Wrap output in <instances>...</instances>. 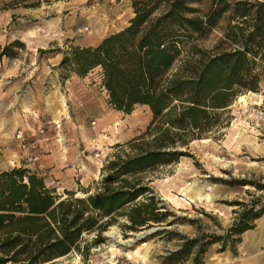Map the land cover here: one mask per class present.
Wrapping results in <instances>:
<instances>
[{"label": "rangeland", "instance_id": "obj_1", "mask_svg": "<svg viewBox=\"0 0 264 264\" xmlns=\"http://www.w3.org/2000/svg\"><path fill=\"white\" fill-rule=\"evenodd\" d=\"M33 1L40 2L27 6L21 0H0V173L27 168L43 177L61 200L110 193L118 190L123 180L137 190L145 188L136 200L108 216H99L101 227L83 230L77 245L67 254L38 264H193L198 246L207 242L209 235L222 238L207 245L203 264L211 255L234 248L236 244L227 242L222 249L224 237L240 213L264 207V67L260 66L263 76L256 91H235L227 106L212 109L209 122L184 138L185 144L178 142L174 148L180 152L177 159L112 178L115 174L109 163L118 156H133L150 148L149 144L161 135L158 124L152 125L153 113L147 105L138 104L129 114L115 109L103 85L101 67L80 77L62 61L72 48L97 46L128 27L136 15L134 4L150 3L149 7L154 6L150 18H154L168 8L169 1ZM187 4L201 13L210 2L190 0ZM229 14L226 12L203 36L194 35L188 44L213 49L224 39L229 23L240 22L231 21ZM241 94L249 95L248 108L239 102ZM260 100L261 104H254ZM25 105L31 111H25ZM50 106L62 109L59 123ZM16 112L25 124L14 125ZM109 113L110 119L120 120L116 136L100 127L99 119ZM237 132L248 141L237 139ZM204 138L210 140L202 142ZM23 142L29 147L24 149ZM134 143L137 146L133 147ZM13 154L17 156L15 164L11 163ZM181 165L187 169L180 171ZM195 177L232 191L216 199L235 205L228 217L179 195L180 189ZM245 184L253 188L245 190ZM173 195L179 196L178 203L172 200ZM143 202H152L154 207L136 218L156 214L160 220H147L142 225L130 220L132 207ZM91 209L86 210L84 218L99 215ZM198 237L199 242L191 244ZM184 244H189V254L170 259Z\"/></svg>", "mask_w": 264, "mask_h": 264}, {"label": "trees", "instance_id": "obj_2", "mask_svg": "<svg viewBox=\"0 0 264 264\" xmlns=\"http://www.w3.org/2000/svg\"><path fill=\"white\" fill-rule=\"evenodd\" d=\"M31 1L21 0L27 6L40 2ZM167 1L168 8L154 18H150L154 10L150 3L134 4L136 15L128 27L97 46L72 48L62 61L80 77L101 67L110 104L127 114L138 104L147 105L153 113L152 125L158 124L161 135L150 148L133 156H118L109 163L115 174L112 178L177 159L180 152L174 148L178 142L185 144L186 136L208 123L212 109L227 106L237 90L256 91L263 76L264 0H209L208 9L201 13L187 4L190 0ZM226 12L231 21L240 22H230L224 39L213 49L188 44L194 35L203 36L217 26ZM130 185L123 180V185L110 193L61 200L43 177L27 168L1 172L0 264H38L67 254L83 230L101 227L99 216L110 215L145 191ZM236 204L244 207L241 202ZM149 207H154L152 202L132 207L130 220L140 225L160 220L156 214L136 218ZM88 208L99 215L84 218ZM263 212L264 207L243 209L224 237L222 249L227 242L235 245ZM209 237L198 246L193 264H203L207 245L222 238ZM199 240L195 238L191 244ZM189 250V244H184L169 258L189 254Z\"/></svg>", "mask_w": 264, "mask_h": 264}, {"label": "bare ground", "instance_id": "obj_3", "mask_svg": "<svg viewBox=\"0 0 264 264\" xmlns=\"http://www.w3.org/2000/svg\"><path fill=\"white\" fill-rule=\"evenodd\" d=\"M251 95H258V93L256 92H250ZM248 94H241L239 96V102L242 103L244 105V107L248 108L249 102H248ZM262 99V97H261ZM254 104H261V100L260 102H255ZM25 111L26 110H30L31 108L28 105H25ZM50 110L53 113V117L55 119V122L59 123L60 122V116L62 114V109L59 107H54V106H50ZM110 114H106L104 116H102L99 121H100V127L102 129H106L108 130L113 136H116V134L119 131L118 125L120 123V120L118 119H110ZM13 122L14 125H22L25 124L24 119L22 118V116L16 112L14 117H13ZM24 122V123H23ZM234 126H236V124H233ZM237 139H239L240 141L244 140V141H248L246 136L241 135L240 132L236 133L235 136ZM210 139L208 138H204L201 141L202 142H208ZM12 159L11 163L15 164V160L17 159L16 154L12 155ZM216 160V157H215ZM185 165H181V167L179 168L180 171L185 170L187 168ZM164 182V180H163ZM253 186L249 185V184H245L243 185V189L248 190V189H252ZM180 193L179 195L181 196H185L186 198H188L191 202H196V203H203L207 206H210L212 208V210H214L215 213H218L220 216L223 217H228L229 214L232 212V210L235 208V205H230V204H222V203H218L216 201L217 197L221 194V193H229L232 194V191H228L227 188H225L223 185L218 184V183H206L203 180H201L200 178L195 177L193 180H191L190 182H187L181 189H180ZM80 194V192L78 193ZM174 197H171L172 200L174 202H179V196L178 195H173ZM113 234V232H111ZM145 247L148 246L147 243L143 244ZM115 245H113L112 250L115 252ZM134 253H139V250H135ZM130 254V252L128 253ZM147 256V252H145L144 254H142V258L145 259Z\"/></svg>", "mask_w": 264, "mask_h": 264}, {"label": "crops", "instance_id": "obj_4", "mask_svg": "<svg viewBox=\"0 0 264 264\" xmlns=\"http://www.w3.org/2000/svg\"><path fill=\"white\" fill-rule=\"evenodd\" d=\"M239 238L234 248L211 255L205 264H264V212Z\"/></svg>", "mask_w": 264, "mask_h": 264}, {"label": "built area", "instance_id": "obj_5", "mask_svg": "<svg viewBox=\"0 0 264 264\" xmlns=\"http://www.w3.org/2000/svg\"><path fill=\"white\" fill-rule=\"evenodd\" d=\"M19 136H20V135H19ZM23 139H24V138H23ZM23 139H22V141H23ZM27 146H28V144H27L26 142H23V148L26 149V148L29 147V146H28V147H27ZM34 159L36 160L37 158L35 157Z\"/></svg>", "mask_w": 264, "mask_h": 264}]
</instances>
